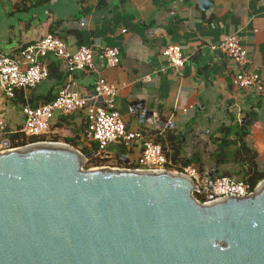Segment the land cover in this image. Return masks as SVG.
Instances as JSON below:
<instances>
[{
    "label": "water",
    "instance_id": "1",
    "mask_svg": "<svg viewBox=\"0 0 264 264\" xmlns=\"http://www.w3.org/2000/svg\"><path fill=\"white\" fill-rule=\"evenodd\" d=\"M56 143L0 152V264H264V180L203 204L185 175L85 169Z\"/></svg>",
    "mask_w": 264,
    "mask_h": 264
},
{
    "label": "crops",
    "instance_id": "2",
    "mask_svg": "<svg viewBox=\"0 0 264 264\" xmlns=\"http://www.w3.org/2000/svg\"><path fill=\"white\" fill-rule=\"evenodd\" d=\"M8 2L10 15L19 14L18 29L27 31L14 41V25H8L0 33L2 52L14 55L19 48L51 32L59 35L71 51L81 45H92L96 50L116 47L120 51L118 65L107 67L96 55L94 71H79L73 76L82 93L92 89L97 76L118 87L116 107L128 128L145 134L158 129H163L162 134L168 130L180 133L188 152L199 150L207 157L209 135L227 121L228 114L237 120L238 115L245 119L252 113L255 120L247 142L257 152V162L264 158V88L258 92L254 87L239 88L233 82L239 72L258 73L264 86V0H211L208 10L201 9L197 0ZM23 5L27 8L22 9ZM231 34H236L247 50L248 60L242 66L211 48ZM173 43L181 46L185 57L181 68L170 66L162 55V49ZM53 59L56 57L49 55L45 62ZM59 62L64 74L65 66ZM67 77H48L28 93L55 95ZM15 106L11 100L3 103L0 95V109H4L9 130L22 126L18 119L23 115L15 111ZM59 118L55 117L51 132L63 133L67 128L74 133L66 132L67 137L83 142V115L74 114L57 126ZM168 122L170 128H163ZM139 146L127 154L130 160L138 155ZM116 149L109 147L115 157ZM209 168L206 171L214 170Z\"/></svg>",
    "mask_w": 264,
    "mask_h": 264
},
{
    "label": "built area",
    "instance_id": "3",
    "mask_svg": "<svg viewBox=\"0 0 264 264\" xmlns=\"http://www.w3.org/2000/svg\"><path fill=\"white\" fill-rule=\"evenodd\" d=\"M83 26V23H80ZM212 49L230 57L239 66L247 62V50L241 45L239 37L231 34L221 42L211 46ZM52 55L60 60L68 73L67 82L56 93L55 97L46 103L32 106L29 103L22 105L23 124L17 130H9L6 123L4 109H0V152L38 143H55L48 137L53 121L58 116L82 114L85 119V128L82 141L87 148L96 146L89 159L97 158L102 165L114 169H132L148 171L174 172L191 178L194 198L203 204H209L230 195H249L254 193L261 182L255 186L248 182L236 180L228 176H217L209 180L206 171L201 174L189 165L179 168L164 153L160 143L154 141L152 132L162 134V130H153L145 134L140 130L130 129L116 107V97L119 88L102 76H97L91 90L82 93L73 76L75 72H89L95 70L94 58H100L105 66L113 67L120 62V51L116 47H103L96 50L92 45H81L74 51L69 50L65 41L56 34L48 33L45 36L19 48L16 54L9 55L0 50V95L5 101L14 98L16 90H22L24 98L30 90L35 89L49 77V68L45 62ZM162 55L170 66L181 68L185 57L179 44H169L162 49ZM235 86L239 88L254 87L262 92L264 86L258 73L239 72L234 78ZM245 119L238 115L237 122ZM171 123L164 124L170 128ZM16 132L26 139L36 137L34 142H27L23 146L11 147L9 134ZM140 145L139 153L134 160L127 154L120 158L109 150L112 146H122L127 151ZM88 159V160H89ZM115 161L113 165L108 162Z\"/></svg>",
    "mask_w": 264,
    "mask_h": 264
},
{
    "label": "trees",
    "instance_id": "4",
    "mask_svg": "<svg viewBox=\"0 0 264 264\" xmlns=\"http://www.w3.org/2000/svg\"><path fill=\"white\" fill-rule=\"evenodd\" d=\"M22 3L25 4V2ZM26 8L27 6L23 5L22 9ZM51 33L54 34V32ZM47 66L49 68V78L51 79L61 80L68 75L67 72L64 74L61 72L59 68L60 62L57 58L53 59ZM55 95L49 93L43 96L32 92L28 93L25 99L22 90H16L14 98L10 100L19 107L25 103L36 106L40 103L51 101ZM68 117H72V115L60 116L56 125L61 126V123H64ZM227 118L226 122L219 125L215 132L209 135L211 149L207 157L199 150L188 152L186 141L184 140L185 137L180 133L168 130L163 134H158L156 131L152 132V134L154 135V141L160 143L167 157L179 168L191 165L195 167L199 173L203 174L206 172L207 168L210 167L209 169H212V167L216 165L219 168V176L232 177L255 186L259 181L264 179V169H260L257 162L258 154L247 142V137L255 120V116L250 113L241 123L237 122L232 114H228ZM8 137L11 147L23 146L27 142H34L37 140L36 137L26 139L18 132L9 134ZM53 140L59 141L58 136H54ZM63 140L67 144L79 148L77 138L65 137ZM94 149H96L95 145H93L92 148L84 147L80 151L86 155L90 154ZM132 151V149L127 151L122 146H117L116 157L119 163H122L120 158L122 155L131 153ZM102 163L103 162L99 159L91 158L88 160L86 167H98L101 166Z\"/></svg>",
    "mask_w": 264,
    "mask_h": 264
},
{
    "label": "rangeland",
    "instance_id": "5",
    "mask_svg": "<svg viewBox=\"0 0 264 264\" xmlns=\"http://www.w3.org/2000/svg\"><path fill=\"white\" fill-rule=\"evenodd\" d=\"M10 10H11V6H10V3L8 2V0H0V33L6 31L5 29L8 27V25H14L15 29L13 30V40L15 41L16 39L19 38L20 33H26L27 30H25L24 27H22V31H20L18 29L17 17L19 16V14L10 15V13H9ZM25 21H28V19H25ZM27 33L30 34V32H27ZM15 111H19V112L22 113V106H20V107L19 106H15ZM18 121H21V123H20L21 125L23 124V118L21 120L18 119ZM66 132H68V133H70L72 135L74 134V133H71L70 129L68 130L67 128H64V132L63 133H52L50 131L48 137L53 138L54 136H58L59 142L67 144L63 140L65 137H67V133ZM73 138H76V137H73ZM83 144H84L83 142L79 141V148H76V149L80 151L82 148L86 147ZM95 159H97V158H95ZM113 164H115V161L107 163V165H113ZM258 164H259L260 169H264V158H259ZM86 166H87V163H86V165L84 167L85 169H87ZM90 168H93V167H90Z\"/></svg>",
    "mask_w": 264,
    "mask_h": 264
},
{
    "label": "bare ground",
    "instance_id": "6",
    "mask_svg": "<svg viewBox=\"0 0 264 264\" xmlns=\"http://www.w3.org/2000/svg\"><path fill=\"white\" fill-rule=\"evenodd\" d=\"M56 144H62V143H56ZM62 145H64V144H62ZM263 184H264V183H263ZM263 184H261V186H262ZM261 186H260V187H261ZM260 187H259V188H260Z\"/></svg>",
    "mask_w": 264,
    "mask_h": 264
}]
</instances>
